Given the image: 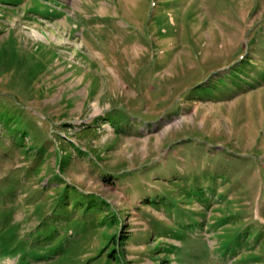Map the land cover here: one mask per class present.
<instances>
[{"label": "rangeland", "instance_id": "1", "mask_svg": "<svg viewBox=\"0 0 264 264\" xmlns=\"http://www.w3.org/2000/svg\"><path fill=\"white\" fill-rule=\"evenodd\" d=\"M264 264V0H0V264Z\"/></svg>", "mask_w": 264, "mask_h": 264}, {"label": "bare ground", "instance_id": "2", "mask_svg": "<svg viewBox=\"0 0 264 264\" xmlns=\"http://www.w3.org/2000/svg\"><path fill=\"white\" fill-rule=\"evenodd\" d=\"M8 264V263H7Z\"/></svg>", "mask_w": 264, "mask_h": 264}]
</instances>
